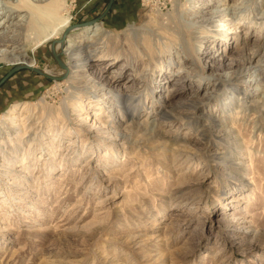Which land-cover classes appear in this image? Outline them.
I'll return each instance as SVG.
<instances>
[{
	"label": "rangeland",
	"instance_id": "obj_1",
	"mask_svg": "<svg viewBox=\"0 0 264 264\" xmlns=\"http://www.w3.org/2000/svg\"><path fill=\"white\" fill-rule=\"evenodd\" d=\"M106 3L59 0L67 26L106 32L76 79L22 68L0 89V119L31 109L0 149H16L0 154V264H264V0H119L113 26ZM62 32L38 46L1 39L0 75L15 65L6 52H23L63 76L51 55ZM103 83L139 95L133 119Z\"/></svg>",
	"mask_w": 264,
	"mask_h": 264
},
{
	"label": "bare ground",
	"instance_id": "obj_2",
	"mask_svg": "<svg viewBox=\"0 0 264 264\" xmlns=\"http://www.w3.org/2000/svg\"><path fill=\"white\" fill-rule=\"evenodd\" d=\"M22 1H23V4L21 6H23V7L16 9L12 5H9V6L7 5L10 2V0H0V41H2L1 39H7L6 41L9 44H11V41L13 40V35L15 37V35H17V34L20 35V33H22L25 40H30L31 42H33L35 44V46H38V45H40L46 41L52 40V38H54V37H57L58 33L64 31L66 28L69 27V26H67L68 17H62V16L57 15L56 10L58 9L59 0H22ZM24 8H26V9L28 8L30 10V14L27 16L24 14V15H22L19 18L14 20L13 19V16L15 15L14 13L21 11V10H25ZM233 10H234V8H233ZM233 10L230 9L228 11L227 15L228 14L232 15L231 13L234 12ZM146 15H148V14H146ZM175 17L177 18V20L180 21L179 14L175 13ZM209 18H206V19H209ZM206 19L201 21L202 23L199 22V25L200 26H203L205 24L207 25V22H204V21H207ZM42 20H44V22ZM96 23H93L92 25L81 26V27L76 26V28L74 27V28L68 29V32H66V34H65V37H63L64 41L61 45V48L59 47L60 43L57 41L61 37L53 39L54 42H53L52 47L54 48V50L59 48V50H61V52H62L61 54H64L68 58V61H67L66 67H65L66 70H65V68L63 69V76H61V78H59V79L66 78L70 73H73V74L76 73L75 74V77H76L78 75L77 73L79 71H81L80 68H82L84 66L86 61L89 58L94 56L95 44L93 42H95V40L100 39V37L106 35L105 29L100 24L94 25ZM193 24H194V22H193ZM93 25H94V27H91ZM82 27H91V28H86V29L84 28L83 30H81L80 34L76 35V36L68 35L71 30L82 28ZM182 30H183L182 25H178V31H179L178 33L179 34H182ZM190 32H191V30H190ZM203 33H204V31H201L200 34H203ZM212 33L213 32H211V34ZM67 36H68V38L66 39ZM18 38L14 39V40H17ZM134 38H135V34H132V40H134ZM192 38L195 39V42L200 41L199 36L198 37L193 36ZM85 39L88 40V43H84ZM66 40H67V42H66ZM196 49H198L197 45H196ZM256 50H257V48L252 49V51L250 52L252 54V56H253V54L256 53ZM7 53H9V55H7ZM251 54H249V57H251ZM4 56L5 57H3V58L11 61L12 64H15V65L26 64V65L34 67L33 59H27L23 52H16V53L6 52V55H4ZM225 59L226 58H223V61H225ZM262 62L264 63V55H263ZM126 64H127V62H126ZM97 71H98L97 76L89 79V82L90 83L92 82L93 86H95L94 84L99 83L100 79L103 78L102 71H100V70H97ZM257 71L262 76V78H264V64L262 67H258ZM242 72H243L242 70L239 72H235L234 78L241 75ZM45 73H49V70L45 69ZM75 77L71 76L69 78V76H68L67 78L74 80V79H76ZM68 79L65 82H69ZM69 83L72 85L75 82L72 81ZM110 88H111L110 86L105 85L103 83V84H101L100 90H104V91L110 90V92L107 91V93H110V95L112 96V98L109 99L111 101L110 105L114 106L120 112L123 111V113H126V114L128 113V118L133 119V115H134L135 110L138 107H140L141 105H143V102H142L141 98L139 97V95L137 93L135 94L134 92L131 91L132 87L130 88V86H126V85L122 91H118L116 93L111 92ZM70 100H71V107L70 108L72 110H74V108L79 106L77 104L78 101H76L74 98H71ZM180 106H182V105H180ZM186 106L187 107L188 106L189 107H196V105L194 103L188 104ZM16 109L17 108H15V107L11 108L9 110L10 114L7 113L8 115H3L2 119H0V149L5 147V146H3L4 141L11 140V138L15 139V137H17V136L21 137V136H19L18 127H21L23 125V122L20 123L19 121H21V120L23 121L24 119H26V117H28L27 113L31 109L29 110L28 107L24 106V109H23L24 111L21 113H18V110H16ZM79 110H81V109H79ZM22 113H23V115L25 114L24 117H19ZM161 113H162V116L168 115L167 112L163 111V110H161ZM81 114L78 113V115H81ZM79 120L83 121L85 119L80 118ZM136 125L131 120L127 126L130 128H133ZM203 128L204 129H202L203 130L202 134L205 135V133L208 130H205V127H203ZM104 133L105 134L107 133L108 135H110V137H111L110 139H113L114 140L113 142L116 143V139L119 135L118 131H111L110 130V132H108V130H105ZM125 137L126 136L119 137V140L125 139ZM23 141H24V139H23ZM3 149H5V148H3ZM11 150L12 151H10V153H14V151L16 149L14 147V148H11ZM6 151L7 150H5L4 152L2 151V153L0 152V154L4 155L3 157H5L6 160H8L12 157L9 156L10 153H8V155H7ZM25 154H26V152H25ZM26 157H27V154H26ZM42 157H43L42 153H40L38 158L40 159ZM49 157H51V156H49ZM21 169L18 171H21ZM23 169H24V167H23Z\"/></svg>",
	"mask_w": 264,
	"mask_h": 264
},
{
	"label": "crops",
	"instance_id": "obj_3",
	"mask_svg": "<svg viewBox=\"0 0 264 264\" xmlns=\"http://www.w3.org/2000/svg\"><path fill=\"white\" fill-rule=\"evenodd\" d=\"M95 1H97V0H95ZM98 5H100V4H98ZM101 10L102 11H100L101 13L99 14V17H102V20H103L102 22L104 24L113 26V25H116L117 23L120 24L122 22V20L124 19L121 17V14L123 13V11L121 10V5L119 4V0H111L110 4H109V0H107L106 5ZM11 68H9L3 74L0 75V80ZM19 70H22V68H18L16 70H14L2 82H0V89L3 87V85H5L6 81L9 79V77L11 75H14V73H17V71H19Z\"/></svg>",
	"mask_w": 264,
	"mask_h": 264
},
{
	"label": "water",
	"instance_id": "obj_4",
	"mask_svg": "<svg viewBox=\"0 0 264 264\" xmlns=\"http://www.w3.org/2000/svg\"><path fill=\"white\" fill-rule=\"evenodd\" d=\"M110 2H111V0H109V4H110ZM96 20H89V21H84V22H80V23H78V24H72V25H70L68 28H66L64 31H63V33H62V36H61V38L59 39V40H57L59 43H60V48H61V45H62V43H63V37H65V34H66V32H68V29H71V28H76V26L77 27H81V26H86V25H92L93 23H96L95 22ZM52 45H53V42L51 43V55H52V57L55 59V61H56V63L60 66V68H62V69H64L65 67H66V65L64 64V63H62L60 60H59V55H61V50H58L57 52H56V50H54V48L52 47ZM18 68H27V69H30V70H32V71H34V72H37V73H39V74H43V75H45V76H47V77H49V78H53V79H59V78H61V77H55V76H52V75H48V74H45V73H43L42 71H40L39 69H37V68H35V67H32V66H29V65H26V64H23V65H14L2 78H1V80H0V82H2L11 72H13L14 70H16V69H18ZM65 70H66V68H65Z\"/></svg>",
	"mask_w": 264,
	"mask_h": 264
}]
</instances>
